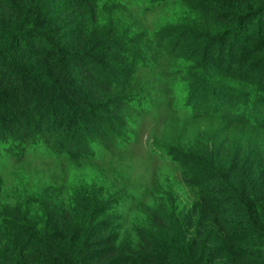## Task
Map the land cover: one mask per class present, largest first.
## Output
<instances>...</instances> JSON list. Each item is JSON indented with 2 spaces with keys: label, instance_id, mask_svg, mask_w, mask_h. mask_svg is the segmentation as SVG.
I'll use <instances>...</instances> for the list:
<instances>
[{
  "label": "trees",
  "instance_id": "trees-1",
  "mask_svg": "<svg viewBox=\"0 0 264 264\" xmlns=\"http://www.w3.org/2000/svg\"><path fill=\"white\" fill-rule=\"evenodd\" d=\"M147 1L148 9L165 2ZM181 1L187 12L169 35L191 42L199 60L181 58L161 33L132 38L113 19H100L101 10L125 11L119 4L0 0V149L12 157L44 145L82 162L94 159L99 143L125 145L129 121L121 112L142 108L129 89L138 68L154 66L152 49L186 59L181 75L194 120L227 123L182 151L167 150L194 202L150 209L135 249L121 242L111 214L117 194L99 180L42 188L14 207L0 191V264H264V139L254 132L264 128V0ZM242 77L248 91L214 82ZM59 111L67 116L58 119ZM40 115H50L56 129L77 124L86 137L75 149L59 145Z\"/></svg>",
  "mask_w": 264,
  "mask_h": 264
},
{
  "label": "rangeland",
  "instance_id": "rangeland-1",
  "mask_svg": "<svg viewBox=\"0 0 264 264\" xmlns=\"http://www.w3.org/2000/svg\"><path fill=\"white\" fill-rule=\"evenodd\" d=\"M101 2L126 8L125 11L118 8L109 13L101 10L98 15L103 22L113 19L120 28L130 30L132 38H141L144 33H161L162 38H168L178 45L181 58L187 57L191 61L199 60L202 56L194 53L195 46L191 42H178L180 34H176V38L169 35V31L181 29L178 19L187 12L181 0H165L162 5L151 9H148L150 5L147 0ZM152 51L153 55L156 53L154 66L151 69L138 68L129 89V94H138L135 101L140 102L142 108H123L121 112L129 121L127 143L117 148L111 142L99 143L94 150V159L82 162L57 157L44 145L27 148L22 158H14L0 149L3 202L14 207L19 198L37 196L42 188H76L90 183V179L99 180L101 187L117 194L119 201L112 207L111 214L119 218L117 224L121 242L133 249L140 246L136 229L147 223L150 209L159 208V205L171 207L169 202L172 200L176 202L175 208L187 207L194 202L180 168L166 152L171 149L182 151L184 146L194 144L202 136L225 130L227 123L211 118L194 120L186 105V75H181L184 67H189L186 59L168 60L158 50ZM228 73L233 75L235 70ZM260 73L264 74V67ZM214 82L221 88L248 91L247 82L242 84L244 77L238 83L231 81V85ZM20 115L22 118L26 116L23 112ZM65 116L64 112L59 111L57 118ZM41 118L49 136L59 145L75 149L86 137V130L78 128L77 124L69 122L67 127L56 129L50 115H42ZM236 130L242 132L240 127ZM254 132L256 136L259 134L256 139H264V128ZM249 137L254 136L249 134Z\"/></svg>",
  "mask_w": 264,
  "mask_h": 264
}]
</instances>
